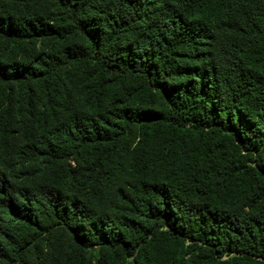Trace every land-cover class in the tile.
I'll list each match as a JSON object with an SVG mask.
<instances>
[{
	"label": "trees",
	"instance_id": "trees-1",
	"mask_svg": "<svg viewBox=\"0 0 264 264\" xmlns=\"http://www.w3.org/2000/svg\"><path fill=\"white\" fill-rule=\"evenodd\" d=\"M0 264H264V0H0Z\"/></svg>",
	"mask_w": 264,
	"mask_h": 264
}]
</instances>
